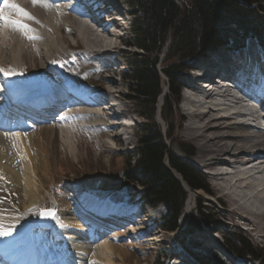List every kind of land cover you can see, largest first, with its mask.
Wrapping results in <instances>:
<instances>
[{
	"label": "bare ground",
	"instance_id": "bare-ground-1",
	"mask_svg": "<svg viewBox=\"0 0 264 264\" xmlns=\"http://www.w3.org/2000/svg\"><path fill=\"white\" fill-rule=\"evenodd\" d=\"M70 1L72 0H39L38 3L33 4L32 0H10L11 4L23 9L33 19L23 16L16 8L3 7V5L0 12V15L5 17L4 20H0V69L4 70L0 72L3 77V82L0 81V131L10 130L13 126L7 123V120H12L13 115L8 106H14L15 99L28 100L40 96L38 89H29L30 91L27 92L23 89L24 85L19 84L27 78H30L28 83L32 82L35 73L38 76L43 75L52 88V97L47 99L48 104L41 113L54 114L35 118L34 128L28 129L21 126L12 136L2 135L0 132V140L13 142V146H10L11 143L2 144L5 149L0 151V232L10 233L0 235V264L11 262L46 264L45 258L51 256V251L59 250L57 247L60 243L54 238L59 240L65 237L66 239L72 237L88 239L91 242L101 241L99 248L93 253L90 252L88 257L86 256L87 260L81 257V260L85 261L84 264H113L116 257L123 261L124 257L120 253L123 246L113 244V241L119 237H113V233L110 239L103 238V235L113 232L122 225L121 223H126L124 227L129 228V230L125 229L127 236L133 237L149 250L164 244L174 246L172 233L166 235L163 232L165 229L163 230L157 224L154 210L144 208L126 212L121 209L98 207L92 214L93 211L88 213L87 207H83V211H75L68 202L63 200L64 207L61 206L63 209L56 212L49 229L39 228L38 218L35 222L36 204L44 200L41 195L50 177L48 156H53L58 142H62L65 150L71 153L74 150L73 137L96 139L106 135V138L108 137L106 141L94 146L98 148L99 156L105 152H111L114 149L113 145H118L126 152L132 151L135 146L133 132L138 123L132 107L127 105V101L132 100V96L122 89L123 81L118 82L113 78L102 79L105 77L99 76L97 84L99 90L90 92L97 98L98 104H83L84 99L79 100L77 97L88 95L76 94L74 100L80 104L68 105L65 103V96L67 99L70 93L66 92L58 71L55 72L52 69V63L74 61L81 68H85L86 64L90 67L98 66L99 70L101 67V70L115 75L117 71L123 69L116 64H123L122 58L126 52L121 46L130 42L129 35L132 32L130 25L133 17L126 19L125 16L132 15L136 10L130 9V3L127 0H85L83 2L85 5L106 4L108 8L104 11L106 18L109 19L106 20L108 29L99 30L93 25L86 24V20H80L72 4L66 5ZM86 13L92 14L90 9L86 10ZM12 21H19L27 27L19 28L11 23ZM65 33H68L76 45L69 44L63 36ZM78 47L82 49L75 54L77 51L73 50ZM211 51H214L213 54L204 57L198 64L186 68L187 73L182 79L185 91L176 109L180 116L178 118L180 123H177L178 131L171 135L168 129L164 136L167 141L171 140L168 146L174 153L177 152L176 154L182 160L206 177L200 178L201 189L194 192H206V196L211 195V197L214 196L213 193L219 194L214 202H210L219 203L222 208L228 204L230 213L237 219L233 221L236 223L235 226L241 225L240 229L249 233L251 238L247 237L252 239L251 242L264 249V51L258 44L256 48L246 46V43L243 52L240 50L238 53H227L228 48L224 46L211 49L207 53ZM79 55H83L86 59L91 57L92 60L87 59L88 61L84 63L79 60ZM198 58L193 63L197 62ZM241 59L243 62L240 68L237 63ZM101 70L100 73H103ZM61 73L65 78L69 77L66 71L61 70ZM232 74H239L240 78H244L237 82L246 89L250 87V94L255 93L251 99L252 106L236 108L237 105L230 107L219 103L221 100L228 102L227 97H231L233 104L248 98L247 91L244 92L234 85V80L230 78ZM201 75L204 77L208 75L209 86L212 84L216 86L219 83L212 82L215 78L213 75H222L223 79L228 78L223 86L225 89L222 95H219L221 90L217 87L209 93L201 92L196 81ZM209 86L205 84L203 88ZM230 88L233 90L231 91ZM76 90L86 91L80 88ZM76 90L72 91L75 93ZM163 94L161 93L159 97L162 104ZM19 108L27 113L35 111L34 107ZM161 110H159V118L162 120L165 115H161ZM245 116L252 118L251 122L256 125L263 124L258 126V130H252L249 125L243 124L244 121L241 124L235 120L239 117L245 119ZM11 123L13 124L14 120ZM58 131H61V134ZM175 178L182 187L187 188V191L185 190L187 193L191 191L183 184L179 175ZM13 182L23 185L21 188L23 206L20 216H16V211L20 208L14 204L11 206L6 201L9 194L13 199L11 193L13 188L18 189L13 186ZM197 195L198 193L187 195L180 217L181 227L186 223L192 203L198 200ZM146 208L155 207L146 206ZM117 211L120 213H116ZM110 213L116 214L114 224L99 218V216L108 217ZM20 217L23 219H16ZM117 218H120L121 223ZM90 222H97L96 224L99 225L93 226ZM207 222L213 225L212 228H207L203 232V228L199 227L196 232L198 234L202 231L205 235L200 242L210 247L228 245V241L222 240L221 235L216 234L221 233L223 227L226 229L225 225H218V221L210 222L208 219ZM216 235L221 241L215 239ZM223 235L225 236V233ZM34 246L35 249L32 248ZM67 249L72 248L67 247ZM89 249L92 250V247ZM81 252L85 255L88 249L83 248ZM30 255H36V259L41 256L43 262H38ZM168 262L169 264H197L176 252L172 258H168Z\"/></svg>",
	"mask_w": 264,
	"mask_h": 264
},
{
	"label": "rangeland",
	"instance_id": "rangeland-1",
	"mask_svg": "<svg viewBox=\"0 0 264 264\" xmlns=\"http://www.w3.org/2000/svg\"><path fill=\"white\" fill-rule=\"evenodd\" d=\"M130 3V9L135 10L134 8V0H127ZM173 3L175 4V7L177 9V12L181 13L183 9H185L187 6H190L194 0H172ZM242 5L249 7L250 9L254 10V6L248 4L245 1L238 0ZM137 18L139 19L138 16H134L133 20L131 22V29L132 32L129 35V43L127 45H122L121 47L123 48V51L126 52L125 56L122 58V65H118L120 68L123 67L122 70L117 71V73L112 74L111 72H105L100 73V70L98 69V66H92L90 67L88 64L85 65V68L79 67V65L74 62V61H65L64 63H58V62H53L52 69L56 72L58 71V75L60 76V80L63 82V85L67 86L69 85H74L76 87L80 88H92L98 86L97 84L99 83L98 78L99 76L105 77L102 79H108V78H113L116 79L118 82L120 80L123 81L122 83V89L125 92H128L129 95L132 96V100L127 101V105L132 107V110L134 111V115H136V122L138 123L136 127L134 128V139L133 141L135 142V146L132 148V151L126 152L120 149V147L117 145H113L114 149L111 152L108 153H103L99 156V150L98 148L96 149L95 144L97 145L98 143H102V141H106V135H101L99 137H96V139L90 137L89 138H82L81 136L73 137V145H74V150L73 152H67L65 150V146L62 142H58L56 145V148L54 150V154L51 157L50 155L48 156L49 158V175L50 177L47 179L44 189H43V197L44 200L40 201L38 204H36V210L34 212L35 216V222L38 218V213L37 211L41 210H54L56 209V212L58 210H62L64 207V201L68 202L70 204V207L75 210V211H83V207L88 208V213L92 214L95 212V209L98 207H107L111 208L109 201L111 202V198H115L116 196L120 197V200H123L125 198V195L130 194L131 195V202H135L136 205L132 208L134 209H140L144 208L146 210H154V216L156 218L157 224L164 230L163 222H162V217L165 215V210L163 207L158 205L156 208H146V205L143 204L142 201H140V196L143 192L142 187L138 184H125L124 188L120 191L122 194H117L116 189H111L108 194L109 197H106V191H103L99 186L96 188H89L87 189L86 185L87 183H83L85 179L83 177L90 176L92 174L98 175L101 174L102 176L106 177H117L120 176L121 172L127 167V163L129 161L133 162L137 160V157L139 156L138 150H137V141H139L140 138L144 136V132L146 131L145 128L143 127L144 121L140 117V112L142 111L141 108L138 106V103L135 99L136 93H135V84H134V73L132 69V65L134 63L137 64H143L146 61H155L157 64L154 67V71L156 75L159 77V83H160V88H161V93L163 94V104L162 100L159 95L156 101L155 105V116L153 117V124L156 127V130L158 131L159 135L162 137L164 149L166 155L172 154L176 158H178V162L193 172L198 178L199 182L200 178H206L204 175H200L198 173V170L195 169L192 165H190L188 162L182 160L180 156H178L176 153H174L170 148L169 144L171 143L170 141H167L165 139L164 133L165 131L169 129V132L172 133L178 131V118L180 117L178 112H176V109L178 108V105H180V101L182 99V89L180 90V86L182 84V79H184L187 69L192 66L196 65L199 62L203 60L204 57H207L208 55L213 54L214 51H211L209 53H204L202 58H198L197 62L193 63L194 60L185 62L181 69V74L177 78V83L179 85V97L178 101H175L173 98L169 97V92H168V81L165 76H163L162 69L167 68L169 65L172 64H178L180 63V57L177 54L173 53V50H170V43L172 42V32L170 30L166 31V33L163 35V42H162V48L158 52H150L148 54H145L141 52L136 46H137V38L135 37L134 34V28H137L136 21ZM90 25V24H88ZM94 26V25H93ZM96 28V26H94ZM63 36L67 39L69 44H75V41L70 38L68 33L63 34ZM198 39L196 38V41ZM74 41V42H73ZM76 45V44H75ZM246 46H254L257 48V44L250 40H246ZM259 48V47H258ZM77 49V50H76ZM82 48L78 47L75 48L73 51L75 54H78V52L81 51ZM219 49V48H218ZM216 51V50H215ZM73 52V53H74ZM79 60L84 63H86L88 60L92 58H85L83 55L78 56ZM67 64V65H66ZM67 66V67H66ZM187 68V69H186ZM61 70L66 71L69 74V77L65 78L64 74L61 73ZM102 74V75H101ZM0 79L3 82V77L0 75ZM39 78V79H38ZM30 78H27L26 80H22L21 86H23L24 91L29 92V89H37L40 86H42L43 81L46 84H49L48 81L44 78L43 75L34 74L32 77V82H29ZM35 79V80H34ZM74 79V80H73ZM76 81V82H75ZM33 85V86H32ZM50 85V84H49ZM95 85V86H94ZM27 87V88H26ZM29 87V88H28ZM34 87V88H33ZM26 88V89H25ZM4 90V89H3ZM165 100H167V103H169V106L165 108L164 103ZM162 107L159 108V106ZM162 109L161 115H165L164 119L159 118V110ZM5 130L2 131V135L6 136H12L13 133H8L5 132ZM30 131V130H29ZM1 132V131H0ZM59 134H61V131H58ZM115 135V134H114ZM60 137V135H59ZM79 137V139H78ZM103 137V138H102ZM81 140V141H80ZM88 140V141H87ZM93 140V141H92ZM11 141V140H10ZM85 141V142H84ZM97 141V142H96ZM79 142V144H78ZM81 142V143H80ZM133 142V143H134ZM169 142V144H168ZM10 144V146H13V142H4L0 140V151L4 150L5 148L2 146V144ZM60 143V144H59ZM63 144V145H62ZM134 145V144H132ZM91 146V147H90ZM11 148V147H10ZM98 151V153H97ZM75 152V153H74ZM78 153V155H76ZM74 155V156H73ZM48 160V159H47ZM17 169V168H16ZM175 177L177 175L175 174ZM102 179V178H99ZM87 180V179H86ZM100 181L97 183H100L101 186H109L110 182L107 179H102V180H94ZM53 183V184H52ZM97 183H92V185H97ZM14 184V187H17L18 189L13 188L12 196L9 194L8 198H6L7 202L11 204V206L14 204L15 206L19 207L20 209L17 212L16 216H20V211H22V195H21V188H23V185H17L16 183ZM52 184V185H51ZM185 185V183L183 182ZM83 185V186H82ZM181 185V184H180ZM82 187L84 189V194L81 193ZM184 188V189H183ZM182 189L185 191L187 188L182 187ZM15 190V193H14ZM187 191V190H186ZM188 196L194 193H198L197 197L198 200H195L194 203H192V207L190 210V213L187 217V219H195L197 220V224L199 227H202V231L204 232L207 228H212L213 226L211 223L207 222H215L218 221V225L224 224L226 229L221 225L222 232L221 233H216L221 235L222 240L228 241V245H219L217 247H210L207 246L206 244H203L200 242V239H204L205 235L201 231L200 233L196 234H189L185 236L184 240L186 243V247H183L181 242L179 240L181 239V225H180V218L177 221V229L173 232H168V231H163L166 235L171 234L172 239H173V244L174 246H169V245H162L160 247H154L151 250L147 249L146 247H143L137 240H135L133 237L127 236V228H125V224L120 222V218L118 219L119 222L124 226L117 227L116 229L113 230V232L103 235L104 239H110L111 235L114 233V236H117L118 239L113 241V244H119L123 246V248L120 250V253L124 257L123 261H121V258L116 257L113 261V264H169L168 258H172V255L176 252L177 254H180L182 256H186L189 258V260H193L197 264H204L202 261V255L204 251L217 255L223 262L224 264H264V249H262L261 246L256 245L251 242L250 240V235L246 230H242L239 227H236V223L233 221H236L234 214H231L230 211L231 209L229 208V205H226V201L223 202L225 203L226 207L222 208L221 204L219 203H214L212 204L211 202H214L216 198H218L219 194L213 193L214 196H206V192H194V191H188ZM101 194L105 196H101ZM124 194V195H123ZM139 200L137 201V199ZM16 204H15V202ZM211 201V202H210ZM66 205V204H65ZM185 205V204H184ZM14 206V207H15ZM61 206L62 209H61ZM212 208V209H211ZM214 208V210H213ZM227 208V209H226ZM119 209H122L119 208ZM59 210V211H60ZM108 210V209H107ZM125 211V209H122ZM104 214V213H103ZM210 216V217H209ZM98 218V216H97ZM99 218H102V220L107 221L109 224H114L115 221H113L116 218L115 213H110L108 217L105 216H99ZM17 220L23 219L22 217L16 218ZM186 219V220H187ZM188 219V221H189ZM230 219V222H229ZM86 220V219H85ZM187 221V222H188ZM21 222V221H20ZM229 222V223H227ZM19 223V222H18ZM97 223V222H96ZM187 224V223H186ZM99 224H96L98 226ZM124 227V228H123ZM228 227V228H227ZM242 227V226H241ZM125 230L123 231L122 230ZM245 228V227H243ZM225 233V236L223 235ZM215 235V234H214ZM246 235V236H245ZM56 237L58 235H55ZM217 236V237H216ZM215 236V239L218 241H221L220 237L218 235ZM245 236V238H244ZM249 236V237H247ZM54 238V237H53ZM167 238V237H166ZM55 241H59L60 245H58V249L64 250L67 249V247H71L72 249H69L70 254V264H82L85 261L83 260L81 262V257H88V254L93 253L96 251L100 244L97 242H91L88 239H80L77 237H72L69 239H59ZM170 239H168L169 241ZM64 241L66 243H64ZM240 241L247 242L249 243V248L251 249L252 255H247L245 252V249L240 245ZM50 242V241H49ZM111 242V240H109ZM223 243V242H221ZM225 243V244H227ZM50 244V243H49ZM66 244H69L66 246ZM91 244V245H90ZM118 246V245H117ZM92 247V250L89 249ZM88 249V253H85L83 255L81 252L82 249ZM232 250L237 252V253H242V256H237L232 253ZM75 253V254H74ZM82 254V255H81ZM90 256V255H89ZM209 258V257H208Z\"/></svg>",
	"mask_w": 264,
	"mask_h": 264
},
{
	"label": "trees",
	"instance_id": "trees-1",
	"mask_svg": "<svg viewBox=\"0 0 264 264\" xmlns=\"http://www.w3.org/2000/svg\"><path fill=\"white\" fill-rule=\"evenodd\" d=\"M242 1L253 5L254 10L242 5L238 0H194L179 13L172 0H134L136 11L133 14L139 17L134 34L138 42L136 47L141 52L148 54L160 51L163 35L168 30L172 32L173 38L169 47L174 54L179 55L181 62L162 69L163 76L168 81L169 97L178 100L177 78L182 71V65L198 58L207 50L226 47L225 45L241 47L245 46L246 40H254L264 51V0ZM155 60L132 65L135 99L142 110L139 115L145 120L143 127L146 130L138 141L137 160L133 164L129 161L120 176L92 174L83 177L85 181L82 184L87 183L84 185L87 189L99 186L106 191V196L112 195L108 194L111 189H116L117 194H122L120 191L125 184L140 185L143 190L141 201L150 207L161 205L165 210L162 217L163 228L165 231L173 232L177 229V221L183 213L188 195L174 173L180 176L191 191L200 190L201 186L199 178L189 168L180 164L178 158L172 154L166 155L162 137L152 122L156 101L161 95L159 77L154 71L157 64ZM164 106L165 108L169 106L167 100ZM99 178L109 180L110 185L101 186L97 183L100 181H94L102 180ZM80 189L81 192L84 191L82 187ZM117 198L119 197L116 196ZM198 228L197 220L191 218L181 233L182 241L188 233H196ZM239 246L245 249L244 253L248 256H253L249 244L240 241ZM232 253L242 256V253L233 250ZM202 260L206 264H224L217 255L206 251L202 255Z\"/></svg>",
	"mask_w": 264,
	"mask_h": 264
},
{
	"label": "snow or ice",
	"instance_id": "snow-or-ice-1",
	"mask_svg": "<svg viewBox=\"0 0 264 264\" xmlns=\"http://www.w3.org/2000/svg\"><path fill=\"white\" fill-rule=\"evenodd\" d=\"M39 0H32L33 4L38 3ZM2 5L3 7H12V8H16L17 11H19L23 16L27 17L28 19H33V17H31L27 12H25L23 9L18 8L17 5L15 4H11L10 0H2ZM0 12H2V7H0ZM5 17H3L2 15H0V20H4ZM11 23H13L14 25L18 26L19 28H26L27 25L21 24L19 21H12ZM3 69H0V72H3ZM44 215H46L47 217L50 218H55V212L54 211H47L44 213ZM10 233H6V232H0V235H8Z\"/></svg>",
	"mask_w": 264,
	"mask_h": 264
},
{
	"label": "water",
	"instance_id": "water-1",
	"mask_svg": "<svg viewBox=\"0 0 264 264\" xmlns=\"http://www.w3.org/2000/svg\"><path fill=\"white\" fill-rule=\"evenodd\" d=\"M42 83V86H41V88H44V85H45V83L43 82V81H41ZM49 90V89H48ZM49 211H53V210H49ZM45 212H47V211H45ZM44 211H41L40 212V214H39V218H38V224L41 226V227H43V228H45V229H47L48 227H49V225H50V223H51V220L53 219V218H50V217H47L46 215H44V213H45Z\"/></svg>",
	"mask_w": 264,
	"mask_h": 264
}]
</instances>
